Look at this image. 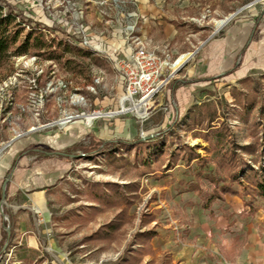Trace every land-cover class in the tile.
Wrapping results in <instances>:
<instances>
[{
  "label": "rangeland",
  "instance_id": "374dc122",
  "mask_svg": "<svg viewBox=\"0 0 264 264\" xmlns=\"http://www.w3.org/2000/svg\"><path fill=\"white\" fill-rule=\"evenodd\" d=\"M0 3L19 15L27 31L39 27L56 43L94 54L92 59L75 57L71 64L68 58L55 63L22 57L0 69V171L10 166V158L18 159L15 171L23 168L30 181L47 156L43 152L71 157L61 160L69 170L54 180L58 185L49 232H36L39 251L28 252L26 243L12 240L5 220L10 203L0 200L7 225L0 264H264V201L255 202V212L232 196L203 208L214 188L208 177L218 173V153L204 150L210 144L202 139L203 130L189 121L195 106L207 116L217 110L233 133L221 139V154L232 145L257 140L264 145V72L205 87L179 116L170 91L176 75L152 113L144 116L122 103L124 85L114 62L131 53L142 32L149 33L144 41L150 48L170 51L175 62L198 52L233 22L259 16L264 0ZM231 16L219 30L216 23ZM164 25L175 27L176 38L166 36ZM88 117L96 119L89 123ZM165 132L168 137L159 136ZM149 137L158 146L165 143L168 155L186 144L200 145L201 155L212 161L207 166L179 163L166 171L169 156L158 160L154 149L149 152L153 173H148L134 148L83 154L96 142ZM212 142L218 145V140ZM0 181L4 184L5 178ZM117 192L121 196L115 197Z\"/></svg>",
  "mask_w": 264,
  "mask_h": 264
},
{
  "label": "crops",
  "instance_id": "0c3cea01",
  "mask_svg": "<svg viewBox=\"0 0 264 264\" xmlns=\"http://www.w3.org/2000/svg\"><path fill=\"white\" fill-rule=\"evenodd\" d=\"M164 32L171 39L178 34L173 25H164ZM148 34L142 32L139 38L148 40ZM186 55L189 58L170 87L177 116L184 115L193 106L198 92L205 87L215 83L228 85L264 72V11L259 16L233 22L218 36L210 37L198 52ZM46 155L33 170V180L27 179L28 172L23 168L15 171L18 163L15 166L14 163L18 159L10 158V166L0 171V180L5 178L4 184L0 181V200L10 203L7 217L12 240L17 237L26 243V251L32 253L39 251V236L49 232L55 202L52 195L58 185L54 180L69 170L68 165L61 162L66 157ZM6 226L0 214V243L6 236Z\"/></svg>",
  "mask_w": 264,
  "mask_h": 264
},
{
  "label": "trees",
  "instance_id": "16d2710c",
  "mask_svg": "<svg viewBox=\"0 0 264 264\" xmlns=\"http://www.w3.org/2000/svg\"><path fill=\"white\" fill-rule=\"evenodd\" d=\"M7 7L0 3V69L8 64L13 59L22 57H37L45 58L47 61L61 63L62 60L68 58L67 64H71L75 57L83 59H92L94 54L79 47H74L66 42L50 40L43 29L39 27H29L26 30L27 24L20 19L19 15L12 10L6 11ZM29 26V25H28ZM190 114L189 121L193 125H198L202 130V139L209 142L210 148L206 147V152L215 151L218 153L215 160H218V173L215 176H209L208 179L213 185L211 195L207 197L203 208L211 207L215 202L224 201L226 196L239 197L246 208L250 212L257 211L255 202L264 201V145L260 144V140L255 143H250L244 146L232 145L229 150L223 154L218 150L220 141L225 137V134H231L230 127L220 121V116L217 110L209 113L207 116L200 106H195ZM219 124V127L218 125ZM169 133H161L159 136H167ZM218 140V145H214L212 140ZM120 146L123 148H134L137 151L138 159L143 166L147 168L148 173H153L151 170L152 162L149 157L150 151L157 149V158L162 159L168 153H165L166 144L158 146V142L153 138L138 139L132 142L111 141V142H96L94 146L84 151V156L100 155L105 151L112 153ZM202 146L183 145L180 149L169 153L168 163L165 167L169 171L176 167L179 163L186 166H191L192 163L198 161L202 166H207L212 160L203 156L200 153ZM35 153L40 151H34ZM48 155H60L66 158H71L68 154L43 152ZM155 153V154H156ZM221 156L219 157V155ZM246 155L251 156L247 159ZM21 159V157H20ZM17 163V160L14 163ZM13 166V167H14ZM199 185L192 186V190L197 189ZM121 196L116 193L115 197ZM12 234V233H11Z\"/></svg>",
  "mask_w": 264,
  "mask_h": 264
},
{
  "label": "built area",
  "instance_id": "2783aa9c",
  "mask_svg": "<svg viewBox=\"0 0 264 264\" xmlns=\"http://www.w3.org/2000/svg\"><path fill=\"white\" fill-rule=\"evenodd\" d=\"M179 59L173 62L170 51L152 49L141 38H136L131 53L121 59L115 58L114 61L124 85V106H129L130 110L138 114L150 115L158 96L184 65L185 61L178 65ZM5 220L8 221V218L5 217Z\"/></svg>",
  "mask_w": 264,
  "mask_h": 264
},
{
  "label": "bare ground",
  "instance_id": "6f19581e",
  "mask_svg": "<svg viewBox=\"0 0 264 264\" xmlns=\"http://www.w3.org/2000/svg\"><path fill=\"white\" fill-rule=\"evenodd\" d=\"M231 21V19L229 18V20H224V21H219V22H217L216 23V25H217V28L218 29H220V28H222V27H224L228 22H230ZM189 58V56L188 55H184V56H182L180 59H179V62H178V65H181L184 61H186L187 59ZM96 118H94V117H88L87 118V121L89 122V123H92L93 122V120H95ZM87 122V123H88Z\"/></svg>",
  "mask_w": 264,
  "mask_h": 264
},
{
  "label": "water",
  "instance_id": "95a60500",
  "mask_svg": "<svg viewBox=\"0 0 264 264\" xmlns=\"http://www.w3.org/2000/svg\"><path fill=\"white\" fill-rule=\"evenodd\" d=\"M231 18H233V16H231V17H230V19H231ZM226 20H229V18H228V19H226Z\"/></svg>",
  "mask_w": 264,
  "mask_h": 264
}]
</instances>
